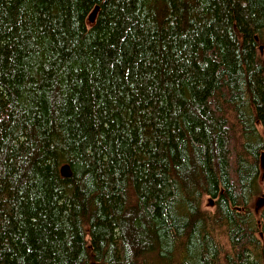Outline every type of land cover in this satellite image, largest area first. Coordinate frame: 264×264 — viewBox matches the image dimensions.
Returning <instances> with one entry per match:
<instances>
[{
	"label": "trees",
	"instance_id": "trees-1",
	"mask_svg": "<svg viewBox=\"0 0 264 264\" xmlns=\"http://www.w3.org/2000/svg\"><path fill=\"white\" fill-rule=\"evenodd\" d=\"M261 48L264 0H0V264H264Z\"/></svg>",
	"mask_w": 264,
	"mask_h": 264
},
{
	"label": "rangeland",
	"instance_id": "rangeland-1",
	"mask_svg": "<svg viewBox=\"0 0 264 264\" xmlns=\"http://www.w3.org/2000/svg\"><path fill=\"white\" fill-rule=\"evenodd\" d=\"M260 54L261 55L264 54V48H261ZM261 185L264 188V180L263 179H261ZM213 208L214 207H213V204H212L210 198L205 197L203 200V209L208 210V211H213ZM252 209L256 213H260L264 209V198L255 199L252 203Z\"/></svg>",
	"mask_w": 264,
	"mask_h": 264
},
{
	"label": "water",
	"instance_id": "water-1",
	"mask_svg": "<svg viewBox=\"0 0 264 264\" xmlns=\"http://www.w3.org/2000/svg\"><path fill=\"white\" fill-rule=\"evenodd\" d=\"M99 9H100L99 7H96V9L93 11L91 16L89 17V23H94L95 22L96 15H97ZM261 170H262L261 179L264 180V153L261 156ZM61 174H62V177H64V178H71L72 177V172L70 170L69 165H64L62 167Z\"/></svg>",
	"mask_w": 264,
	"mask_h": 264
}]
</instances>
